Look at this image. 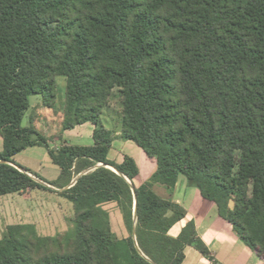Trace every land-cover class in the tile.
Instances as JSON below:
<instances>
[{
	"label": "trees",
	"instance_id": "1",
	"mask_svg": "<svg viewBox=\"0 0 264 264\" xmlns=\"http://www.w3.org/2000/svg\"><path fill=\"white\" fill-rule=\"evenodd\" d=\"M33 96L36 110L61 112L53 147L33 126V109L22 126ZM113 96L119 138L155 164L140 185L132 157L108 159L116 134L102 115ZM86 123L91 145L63 138ZM0 137V197L39 190L73 210L53 236L34 224L6 226L0 264H182L187 246L218 264L193 222L169 235L186 212L153 186L171 193L179 175L264 262V0H0ZM33 147L46 150L56 180L16 164Z\"/></svg>",
	"mask_w": 264,
	"mask_h": 264
},
{
	"label": "rangeland",
	"instance_id": "2",
	"mask_svg": "<svg viewBox=\"0 0 264 264\" xmlns=\"http://www.w3.org/2000/svg\"><path fill=\"white\" fill-rule=\"evenodd\" d=\"M65 84L64 77L59 76L56 78L55 95L57 107H60L63 102ZM39 102V97L33 96L29 98L30 109L22 121V126H29V113L33 109V126L43 136L47 138L51 137L49 145L53 147L58 143L55 140L52 141V137L62 131L61 112H54L53 110L47 109H40V111L36 110V108L33 107H36ZM119 111V103L116 96H113L110 100L109 107L104 110L102 115L103 125L116 134V139L112 144L108 159L116 162L124 155L133 157L141 169L139 179L134 182L135 185H138L140 180L145 179L150 174L151 166L154 164V161L144 157L142 150L133 142L119 138ZM63 133L64 137L66 135L69 138H77L69 139V142L73 144L87 146L92 143L89 123L84 124V127L79 130L64 131ZM45 151L43 147L28 148L15 156V162L21 167L38 175L41 173L36 170L42 166L44 167L42 173L45 174L47 167H54L49 158L45 156ZM43 155L45 156L44 158L42 157ZM141 157H144V161H141ZM153 190L161 198H164V191H167L159 184H154ZM104 210L109 214L113 231L120 236L124 233V230L118 211L111 203L106 204ZM72 215L73 210L71 203L52 193L38 190L32 191L30 194L25 193L24 195H5L0 197V239L6 226L16 224H34L37 232L43 236H53L64 233L68 228V220Z\"/></svg>",
	"mask_w": 264,
	"mask_h": 264
},
{
	"label": "crops",
	"instance_id": "3",
	"mask_svg": "<svg viewBox=\"0 0 264 264\" xmlns=\"http://www.w3.org/2000/svg\"><path fill=\"white\" fill-rule=\"evenodd\" d=\"M83 127L84 124L81 126H77L73 130L69 131H76ZM90 128L92 131L91 125ZM63 138L68 141L69 139H77L74 137L69 138L66 135L64 137V133ZM1 150L2 140L0 137V151ZM45 156L48 157L46 151ZM45 156L43 155L42 157L44 158ZM144 157H141V161H144ZM122 159L123 157L119 158L116 163H121ZM138 168L139 175L135 179V182L139 179L141 173L139 165ZM154 170L155 164L151 166L150 174L145 179L140 180L138 185L142 184L145 180H147V178L153 173ZM36 171L41 173L39 175L35 173L36 175L40 176L42 179L48 182L56 180L59 174V170L55 166L53 168L47 167V170H45V174L42 173V171H44V167L42 166L40 168H37ZM51 188L57 191V189L53 187ZM26 193L30 194L31 192ZM163 199L170 200L180 205L186 212L185 219L176 223L170 229L169 235L171 237L178 236L185 223L191 221L195 225L199 238L208 247L209 251L211 252L212 256L218 264H264V262L260 260L249 247H247L243 242H241L238 235L233 230L232 226L217 214L215 204L211 201L204 199L197 189L187 186L184 176L179 175L177 184L173 192L169 193L168 191H164ZM184 255L185 257L182 264H211L192 246H187L185 248Z\"/></svg>",
	"mask_w": 264,
	"mask_h": 264
},
{
	"label": "water",
	"instance_id": "4",
	"mask_svg": "<svg viewBox=\"0 0 264 264\" xmlns=\"http://www.w3.org/2000/svg\"><path fill=\"white\" fill-rule=\"evenodd\" d=\"M99 166H102V164H98V165H96L95 167L90 168V169H88V170L82 172V173L79 174L74 180H72V182H71L67 187H65L64 189H68V188H70L71 186H73V185L75 184L76 180H77L82 174H85V173H87V172H90V171L94 170L95 168H97V167H99ZM16 168H18V167H16ZM106 168H108V169L112 170L113 172H115L116 174L122 176V177H123V178H124L129 184H130V182L127 180V178L124 177L120 172H118L114 167L106 166ZM18 169H19L21 172H24L23 169H20V168H18ZM29 176H30V175H29ZM30 177H31V176H30ZM32 178H33L35 181H37L38 183L43 184L44 186H47V185H45L43 182H41L40 180H37V179H35L34 177H32ZM131 187H132V186H131ZM133 194H134V192H133ZM134 195H135V194H134ZM133 218H134V222H135V220H136V211H135V208H134ZM135 246L137 247L136 243H135ZM137 249H138V248H137ZM138 251H139V250H138Z\"/></svg>",
	"mask_w": 264,
	"mask_h": 264
}]
</instances>
